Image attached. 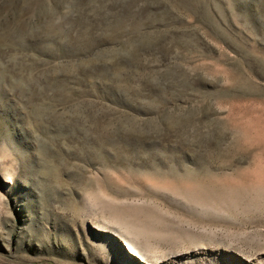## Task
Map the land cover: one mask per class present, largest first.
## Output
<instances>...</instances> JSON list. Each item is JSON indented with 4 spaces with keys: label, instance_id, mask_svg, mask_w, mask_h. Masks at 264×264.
Instances as JSON below:
<instances>
[{
    "label": "rangeland",
    "instance_id": "obj_1",
    "mask_svg": "<svg viewBox=\"0 0 264 264\" xmlns=\"http://www.w3.org/2000/svg\"><path fill=\"white\" fill-rule=\"evenodd\" d=\"M0 264H264V0H0Z\"/></svg>",
    "mask_w": 264,
    "mask_h": 264
},
{
    "label": "bare ground",
    "instance_id": "obj_2",
    "mask_svg": "<svg viewBox=\"0 0 264 264\" xmlns=\"http://www.w3.org/2000/svg\"><path fill=\"white\" fill-rule=\"evenodd\" d=\"M127 244H128V247H129V253L130 254H133V255H136V256L138 254H140V252L137 250V248L133 244H131L129 242H127Z\"/></svg>",
    "mask_w": 264,
    "mask_h": 264
}]
</instances>
